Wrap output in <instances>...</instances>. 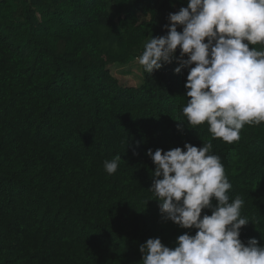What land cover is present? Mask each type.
<instances>
[{
	"label": "trees",
	"instance_id": "obj_1",
	"mask_svg": "<svg viewBox=\"0 0 264 264\" xmlns=\"http://www.w3.org/2000/svg\"><path fill=\"white\" fill-rule=\"evenodd\" d=\"M187 5L0 0V264H141L149 238L173 248L195 235L166 221L148 191V150L186 143L211 142L230 198L245 202L241 241L264 246V122L246 124L231 144L213 139L206 122L187 126L188 70L175 74V61L151 75L141 66L135 87L109 70L135 61ZM116 156L110 175L104 161Z\"/></svg>",
	"mask_w": 264,
	"mask_h": 264
},
{
	"label": "clouds",
	"instance_id": "obj_2",
	"mask_svg": "<svg viewBox=\"0 0 264 264\" xmlns=\"http://www.w3.org/2000/svg\"><path fill=\"white\" fill-rule=\"evenodd\" d=\"M168 21L167 34L151 37L135 59L150 75L174 61L175 74L188 70L187 126L206 122L213 139L231 144L246 124L264 122V0H188ZM212 147L148 150L155 165L148 191L158 198L161 215L196 231L180 235L173 248L149 238L139 247L141 264H264V246L240 239L250 222L241 214L245 202L230 198L232 185ZM120 160H105V171L116 173ZM205 209L211 215H202Z\"/></svg>",
	"mask_w": 264,
	"mask_h": 264
},
{
	"label": "rangeland",
	"instance_id": "obj_3",
	"mask_svg": "<svg viewBox=\"0 0 264 264\" xmlns=\"http://www.w3.org/2000/svg\"><path fill=\"white\" fill-rule=\"evenodd\" d=\"M109 70L122 86L135 87L142 82L141 65L136 60L125 66L111 65Z\"/></svg>",
	"mask_w": 264,
	"mask_h": 264
}]
</instances>
